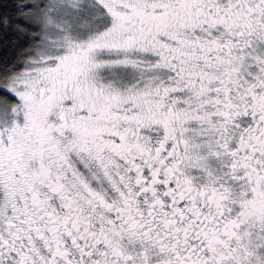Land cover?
<instances>
[{
	"label": "snow or ice",
	"instance_id": "1",
	"mask_svg": "<svg viewBox=\"0 0 264 264\" xmlns=\"http://www.w3.org/2000/svg\"><path fill=\"white\" fill-rule=\"evenodd\" d=\"M0 264H264V0H0Z\"/></svg>",
	"mask_w": 264,
	"mask_h": 264
}]
</instances>
